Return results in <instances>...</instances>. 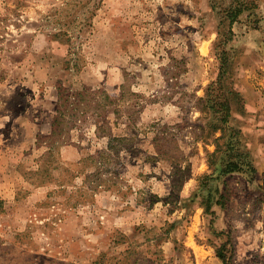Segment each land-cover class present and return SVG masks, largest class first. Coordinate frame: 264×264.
Listing matches in <instances>:
<instances>
[{
	"label": "rangeland",
	"instance_id": "1",
	"mask_svg": "<svg viewBox=\"0 0 264 264\" xmlns=\"http://www.w3.org/2000/svg\"><path fill=\"white\" fill-rule=\"evenodd\" d=\"M258 4L227 44L258 174L214 181L227 207L208 213L210 0H0V264H224V238L233 264H264Z\"/></svg>",
	"mask_w": 264,
	"mask_h": 264
},
{
	"label": "trees",
	"instance_id": "2",
	"mask_svg": "<svg viewBox=\"0 0 264 264\" xmlns=\"http://www.w3.org/2000/svg\"><path fill=\"white\" fill-rule=\"evenodd\" d=\"M210 3L212 8L218 11L220 20L218 41L215 47L220 60V72L209 85L201 103L202 110L211 114L208 121L205 119L203 128L208 126L211 133L215 135L219 131L220 134L214 138L215 150L208 152L211 170L200 178V188L196 195H201L206 199V212L213 213L214 204L227 207L226 192L218 187L213 188L214 181L234 173H241L249 181H253L258 174V166L249 147L248 139L243 128L235 122L234 109L244 115L247 108L244 94L235 87L232 79V58L227 44L235 35L234 24L241 22L245 13H248L249 21L254 24L258 23L259 4L258 0H210ZM63 115V111L60 112V116ZM60 116L55 117L54 125L61 123ZM216 193L219 194L218 198H216ZM232 245L230 238H224L222 245L217 247V254L224 264H233L234 255L228 256L227 254V249ZM231 250L233 252L234 248Z\"/></svg>",
	"mask_w": 264,
	"mask_h": 264
}]
</instances>
